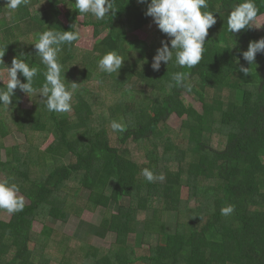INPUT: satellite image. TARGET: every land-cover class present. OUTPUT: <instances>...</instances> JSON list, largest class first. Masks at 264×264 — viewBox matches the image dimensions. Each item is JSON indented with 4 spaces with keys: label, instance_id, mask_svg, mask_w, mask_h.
Masks as SVG:
<instances>
[{
    "label": "trees",
    "instance_id": "trees-1",
    "mask_svg": "<svg viewBox=\"0 0 264 264\" xmlns=\"http://www.w3.org/2000/svg\"><path fill=\"white\" fill-rule=\"evenodd\" d=\"M242 2L207 0L201 11L213 12L216 24L208 30L200 63L180 67L173 50L168 65L162 62L154 71L156 50L162 41L171 45L145 15L147 3L112 0L115 11L98 20L79 13L75 0H24L16 9L0 0V33L14 48L0 40V71L22 59L38 70L34 88L45 82L46 67L34 47L39 34L78 33L83 19L97 38L105 35L91 51L78 49L79 34L60 46L57 62L72 93L70 112L49 111L40 96L18 87L32 107H0V180L18 186L25 200L23 211L0 220V264H264V74L259 69L264 53L251 65L242 56L264 32L254 38L250 30H227L229 12ZM253 2L257 17L264 14V0ZM63 4L68 24L60 20ZM42 13L46 24L34 19ZM138 30L147 31L149 39L130 40ZM108 52L124 59L118 74L98 67ZM240 65L249 67L247 75ZM171 70L185 73L189 87L177 86ZM18 78L27 82L19 72ZM173 115L182 120L179 131L168 124ZM114 121L124 131L113 130ZM9 136L22 141L6 149ZM51 137L57 143L43 149ZM145 168L164 179L147 181ZM183 187L189 200L181 197ZM228 206L233 211L223 215ZM97 208L112 211L126 228L112 232L107 217L89 226L90 234L112 232L109 246L57 228L58 222ZM169 214L173 231L166 223ZM36 222L43 225L40 233L32 227Z\"/></svg>",
    "mask_w": 264,
    "mask_h": 264
},
{
    "label": "clouds",
    "instance_id": "clouds-1",
    "mask_svg": "<svg viewBox=\"0 0 264 264\" xmlns=\"http://www.w3.org/2000/svg\"><path fill=\"white\" fill-rule=\"evenodd\" d=\"M23 2L24 0H7V6L9 9H16ZM138 2L147 3L145 15L150 16L158 29L170 40L171 47L167 42L162 41V47L156 50L151 63L152 69L159 71L162 62L168 65L173 59V50H175V63L178 66L188 68L197 66L202 59L208 30L216 24L213 12L201 11L207 8V0H138ZM75 7L79 13H90L98 20H102L110 12L115 11L112 0H75ZM257 13L258 9L253 0H244L236 4L228 14L227 30L233 34L251 27ZM77 39L78 33L74 31L53 32L49 30L39 34L34 47L41 63L46 67L45 82L41 87L34 88L33 82L38 73L37 68L30 67L22 59L14 58L11 67L7 70V84L4 88H0V104L9 106L14 90L18 87L30 97L40 96L49 111L70 112L72 93L61 79V66L57 62V53L61 45L71 44ZM257 53H264V38L249 42L242 56L251 65L255 62ZM2 56L3 54L0 55ZM123 61L124 59L119 54L108 52L99 59L98 67L104 73L118 74ZM248 68L240 65L239 71L247 75ZM18 72L26 78V83L18 78ZM172 80L177 86L189 87L186 83L187 76L183 72L174 73ZM76 84L72 82V88H75ZM112 128L124 131L122 125L115 121L112 123ZM143 176L149 182L164 179L162 175L155 176L147 168L143 170ZM18 193V186L10 184L8 180H0V210L8 214L23 211L25 200ZM232 211L231 206L221 209L223 215H228Z\"/></svg>",
    "mask_w": 264,
    "mask_h": 264
},
{
    "label": "rangeland",
    "instance_id": "rangeland-1",
    "mask_svg": "<svg viewBox=\"0 0 264 264\" xmlns=\"http://www.w3.org/2000/svg\"><path fill=\"white\" fill-rule=\"evenodd\" d=\"M5 6H7V0L5 3ZM8 7V6H7ZM61 9V16H60V20L64 23V24H68L67 22V18H66V6L65 4L60 6ZM226 11L223 10V14ZM230 13V12H229ZM36 21L42 23V24H46L48 22V18L47 15L45 13L39 14L38 16H36L34 18ZM83 19L79 20V24L77 26V31L79 34V40L77 42V47L80 51H91L94 46L100 42V40L105 36L104 34L100 37H96L94 34V28L93 27H88V26H84L83 25ZM250 30V33L254 36V38H256V36L260 35L261 33L264 32V14L259 15L258 17H256V19L253 21V25L251 27H247L245 29H243L242 31H247ZM130 40H148L149 39V33L147 31L144 30H138L135 31L133 33H130L129 35ZM0 40L5 44V46L8 48V50L13 51L14 48L12 46V44L8 41V39L6 38L5 34L3 32L0 33ZM250 39L247 37L246 38V42H248ZM39 62H40V58H38ZM263 67V69H262ZM260 70L262 69V74H264V63H260ZM171 74L176 73V71L171 70L170 72ZM7 80H8V76H7V71L2 70L0 71V88H4L7 84ZM106 85L109 86V84L106 83ZM104 95H109L110 94V89L109 90H105L103 92ZM189 101V98H188ZM32 99L30 97H28L27 95H24L22 92L18 91L17 89L14 90V94L11 97V103L9 104V106L7 105H3L0 104L1 106H7V107H11L13 109H30L32 107ZM195 107L197 108V110L199 112L202 113V107L199 103H196ZM169 126L176 131H179L181 124H182V120L180 118H178L176 115H173L168 122ZM22 141V139L20 137H16V136H9L8 138H6L4 140V144H5V148H11L13 146H15L16 144H19ZM24 143V142H23ZM57 143V141L51 137L49 138V140L43 145V149L48 147V146H53ZM5 152H3L4 154ZM5 158H6V154H5ZM181 197L184 200H189V189L187 187H183L182 191H181ZM191 207H195V201L191 200ZM168 214V212L166 213V215ZM13 214H8L6 211L4 210H0V220L2 221H9L12 218ZM53 215L55 216V218L57 219L59 217V211H54ZM83 216L79 219H75L73 218L71 221H69L68 223H61L58 222L57 223V228L59 227L62 231V233L64 234H69L71 236H77L80 237L82 239H84L85 241L96 245V246H101V247H107L110 245L112 238L110 239V235L106 238L103 236H100L98 234H90L87 232H78L80 227H85L87 229V226L89 224L95 223L96 219H98V217H107L112 218V225L109 227V229L113 232V231H118L119 227H122L124 229H126L123 226H119L118 224V217L117 215L113 214L112 211H108L107 209L104 208H97L95 211H86L82 214ZM166 223L169 226V229L171 231L174 230L175 227V223H174V216L173 214H169L166 217ZM32 227L34 229V231L36 233H40L43 229V225L40 222H36L34 224H32ZM111 232V235L113 236V233ZM169 232V231H168ZM133 236H135L133 234ZM140 238V235L137 237V239ZM79 243V241H77ZM33 245V244H32Z\"/></svg>",
    "mask_w": 264,
    "mask_h": 264
},
{
    "label": "crops",
    "instance_id": "crops-1",
    "mask_svg": "<svg viewBox=\"0 0 264 264\" xmlns=\"http://www.w3.org/2000/svg\"><path fill=\"white\" fill-rule=\"evenodd\" d=\"M98 221H99V217H98V219H96V222L98 223ZM92 224H89L88 226H87V229L85 228V227H80V229H79V231L78 232H80L81 230V232H86V230H87V232L88 233H90V227L89 226H91ZM58 229H60L59 227H58ZM92 230V229H91ZM110 234H108V236H109ZM111 237H112V235H110ZM107 238V237H106Z\"/></svg>",
    "mask_w": 264,
    "mask_h": 264
}]
</instances>
